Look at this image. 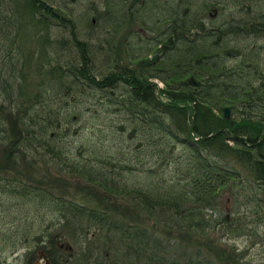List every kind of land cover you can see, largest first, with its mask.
<instances>
[{
    "label": "trees",
    "instance_id": "1",
    "mask_svg": "<svg viewBox=\"0 0 264 264\" xmlns=\"http://www.w3.org/2000/svg\"><path fill=\"white\" fill-rule=\"evenodd\" d=\"M105 4V34L120 48L104 40L96 67L67 10L0 0V55L7 43L17 58L0 71V171L19 154L56 160L83 192L18 181L33 208L58 218L14 238L68 236L78 264L103 263L85 247L89 229L110 235L112 264H264L220 241L264 234V0ZM53 28L66 32L60 45ZM223 193L228 215L216 212Z\"/></svg>",
    "mask_w": 264,
    "mask_h": 264
},
{
    "label": "rangeland",
    "instance_id": "2",
    "mask_svg": "<svg viewBox=\"0 0 264 264\" xmlns=\"http://www.w3.org/2000/svg\"><path fill=\"white\" fill-rule=\"evenodd\" d=\"M46 1L55 7H61L62 9L67 10V12L74 17L76 23L75 31L79 39H85L86 42L90 44V54L91 56H95L93 60H95L94 65L96 67L100 64L99 62H103L102 57L105 56L104 40H107L109 43L108 46L111 49L117 51V49L120 48V45H116L117 40L114 32L105 34L106 29L110 30L109 28L113 26H110L112 24L109 21L110 17L114 18L113 15L110 16L108 13H105L107 10L105 8V0ZM81 14H83V19ZM25 34L27 35L25 31L20 32V41L25 42ZM59 38H66V32L62 31L60 28H53L52 39L55 40L53 45H60V43L56 41ZM128 42L131 43V41ZM26 43H29V41ZM7 45V43L3 44L2 48L4 50L0 55V71H2L3 77L6 76L5 73L9 70V67H13L14 60L17 59L15 55L12 56V58H10L11 55H7L9 50ZM54 47L56 48V46ZM63 47L67 48V45L64 43ZM12 48L13 49L11 51H14L15 47ZM97 50H101V52H98ZM12 61L13 63H11ZM17 66L18 65L16 64L15 67ZM262 69L264 70V67H262ZM154 81H156L158 87H161V82L158 80ZM72 140L76 149L81 146L85 147L84 144L88 143L87 137H80L78 140L77 138H73ZM54 161H52V165H50L42 158H38L33 155L19 154L17 160L18 165L15 169L5 168L3 171H0V184L6 183L8 187V190L6 191L5 189L0 188V260L2 261V264H31V261L35 258V256H37V251L39 249L45 253L47 257H49L50 264H78L76 262L78 258L77 245L73 242V239L68 238V236L66 237L61 235L54 238L52 242L54 243L53 245H51V242L46 241L40 243L19 242L16 238H14L19 234L29 237L36 235L35 228L36 226L38 227V224H40L39 222L41 218L44 220L52 218L56 220L58 218V214L56 212L43 213V210L41 211L40 209L36 210L33 208L32 202L29 201L30 199L24 195V189H20L18 181L29 183L31 185L33 183H42L46 187L53 189L56 193L64 196L68 193L70 195H78V197L82 196L80 195L83 193L81 183L73 180L68 174H62L59 172L60 169ZM52 180L54 181L52 182ZM230 208L231 203L227 195L223 193L218 199L216 212L218 214L225 213L228 215L230 213ZM207 211L209 212V210ZM58 227L59 226L57 224V227L49 230L50 232L52 231L51 233L57 234V232H59L57 229ZM258 232L261 233L259 229ZM219 234V229L210 231V235L213 237H218ZM85 236V239H87L85 247L91 248L94 246L95 251L93 255L99 257L103 261L102 264H112L114 263V258L120 261L119 259H121V257L118 258L117 255H114V252L110 250V235H107L105 232H96L89 229L87 230V234H85ZM104 236H106V238L108 237V241L104 240ZM13 240L16 241L13 242ZM55 240L62 244L63 248L59 249L55 245ZM220 241H225L237 250L247 249L245 260L251 262H259L261 259L264 260V234H253L238 238H230L228 240L221 239ZM67 246L68 250H66ZM97 246L99 247L98 250H96ZM94 259L95 258L91 260V264H94ZM98 264H100L99 260Z\"/></svg>",
    "mask_w": 264,
    "mask_h": 264
},
{
    "label": "flooded vegetation",
    "instance_id": "3",
    "mask_svg": "<svg viewBox=\"0 0 264 264\" xmlns=\"http://www.w3.org/2000/svg\"><path fill=\"white\" fill-rule=\"evenodd\" d=\"M55 245H56L59 249L63 248V245L60 244V243H58V241L55 242ZM67 248H68V246L66 247V250H68ZM67 254H68V253H67ZM45 260H47L48 264H50L49 257H47V256L45 255V253H43V252L39 249V250L37 251V256H35V258L31 261V264H33L34 262H37L36 264H42V263L45 262Z\"/></svg>",
    "mask_w": 264,
    "mask_h": 264
},
{
    "label": "water",
    "instance_id": "4",
    "mask_svg": "<svg viewBox=\"0 0 264 264\" xmlns=\"http://www.w3.org/2000/svg\"><path fill=\"white\" fill-rule=\"evenodd\" d=\"M223 115H224L225 117H227V115H228V108H227V107H225V108L223 109ZM36 263H37V262H34L33 264H36ZM42 264H48L47 260H45V262L42 263Z\"/></svg>",
    "mask_w": 264,
    "mask_h": 264
}]
</instances>
